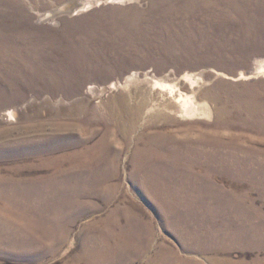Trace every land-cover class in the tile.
<instances>
[{"label": "rangeland", "instance_id": "rangeland-1", "mask_svg": "<svg viewBox=\"0 0 264 264\" xmlns=\"http://www.w3.org/2000/svg\"><path fill=\"white\" fill-rule=\"evenodd\" d=\"M61 7L67 9L58 12ZM0 48L8 52L0 54V177L21 184L28 178L56 179L58 173L67 187H96L95 194L72 200L73 210L55 218L65 242L54 243L48 252L45 227L35 221L44 216L0 210L8 227L17 228L0 232L4 237L18 233L33 241L28 248L0 245V264H159L148 262L153 249L135 259L96 261L86 255L101 251L97 239L102 236L122 248L116 236L122 226L109 233L107 219L128 203L146 215L161 248L198 259L264 264L263 177H230L225 170L210 173L181 161L179 170L207 175L195 185L213 192L183 194L172 208L176 183L166 186L169 202H159L137 180L157 179L163 185L174 164L164 156L175 149L188 156L185 149L168 143L153 152L162 161L149 160L140 172L131 165L137 139L144 141V133L154 131L179 143L186 138L228 142L196 148L235 153L238 159L253 153L264 161V110L256 104L264 108V68H259L264 65V0H0ZM160 84L172 85L174 92ZM179 94L193 101L187 111L181 110ZM222 100L237 102L242 114L223 115ZM27 103V112L15 122L1 115ZM139 103L142 115L125 144L120 124L127 106ZM217 120L227 123L215 126ZM185 126L190 130L178 132ZM73 166L79 172H72ZM107 182L117 188L99 195L100 184ZM7 204L0 199V206ZM187 245L230 250L202 255L186 253ZM20 250L27 252L16 255Z\"/></svg>", "mask_w": 264, "mask_h": 264}, {"label": "bare ground", "instance_id": "bare-ground-1", "mask_svg": "<svg viewBox=\"0 0 264 264\" xmlns=\"http://www.w3.org/2000/svg\"><path fill=\"white\" fill-rule=\"evenodd\" d=\"M91 2V1H90ZM98 2V0H96ZM67 8L61 7L58 9V12H61V10H65ZM0 48V54L7 55L8 52L1 51ZM259 68L263 70L264 65H260ZM12 69V68H9ZM160 87L165 89L168 88L171 93L174 92V87L169 84H160ZM91 90H93V87H90ZM177 101L180 103L181 110L187 111V108H189L193 101L191 97L189 96H182L179 94V97ZM233 105V107H229L228 105ZM258 106L261 107V109L264 110L263 105L256 103ZM30 105V103H27L26 105L22 107H16L12 106L10 108L5 109L1 115H4L7 121L15 122L17 118L20 116V112H27V107ZM222 110L221 113L226 116H230L232 112H235L237 114H242V108L237 104V102H229L228 100H222L221 102ZM124 107L126 108V104H124ZM76 109V107H73ZM144 108V104L139 103L135 107H128L125 110L126 112V118L125 122L120 124L119 131L122 133V138L125 144H130L131 140L128 138L137 128L138 121L140 120V117L142 115V111ZM215 114L217 117H221V114L214 109ZM258 116H260L257 113ZM227 123L226 120H217L215 126H223ZM189 128V129H188ZM187 131L190 130V126H185L182 129H179L178 132L181 131ZM146 136V140L142 141L140 137L135 142V149L132 153L131 157V165L132 167L137 171L140 172L143 165L149 161V160H158L162 161V158H157V155L153 154L154 150H157V147L165 146L168 143L171 145H180L182 146L185 151L188 153L187 155H184L185 153L182 152L180 149H177V151H173V153L169 155H165L164 159L166 161H174L173 164V170H170L165 173L166 177V183L162 185L161 180L157 179H151L148 180L146 177L139 178L137 181L141 185V187H144L148 194L152 195L154 198H156L159 202H162V200L168 201L169 199V191L168 186L170 182L172 184L177 185L178 189L177 191H174V197L172 196L171 200H175L171 207H177L179 199L183 198L186 193H194L197 190V193L201 195H208L212 194V188L204 187V188H198L199 186L195 185L196 182H205L207 175L204 177H198L194 174L193 169L190 171V173L185 172L183 169L179 170V162L185 161L188 162L190 165L198 166L202 165L204 169L208 172L216 173L217 171L225 170L230 172V177H239L243 176H249V177H255V178H264V161L260 160L253 153L251 155H245L243 159H238L235 156V153H228L223 152L221 150L213 149L211 151L209 150H202L199 148H196L197 145H202L204 148L209 146L210 148H218L223 146H230L231 144L225 145L224 143L228 142H215L213 140H197L192 138H186L183 142H180L175 139V141H172L171 137L169 136V139L165 137V135L162 132L154 131L151 133H144ZM150 135V136H148ZM167 140H166V139ZM106 139H102L100 145H105ZM139 144V145H138ZM163 153V152H162ZM221 153V154H220ZM239 166H243L245 168L244 172H240L238 168ZM181 169V168H180ZM72 172H79L78 166H73L71 168ZM55 178L52 177L50 179L48 178H28L23 179L21 181V184L16 180H12V178H3L0 177V199L3 198L6 200L9 205V208L7 205L0 206L1 211H10V212H32L35 215H42L44 216L45 220H35L36 225H43L45 227V231L47 233H42L44 236H46L45 244L48 243V246L45 247L46 251H49V248L53 246L54 243H64V235L61 234L62 231L59 227V222L57 219H60V215L66 214L67 211H71V206L73 201H78L81 198H85L88 196H91L96 193V187L88 186L86 184H80L79 186H76L73 188L72 186L67 187L66 184H60L59 181H64V179H58L61 177L60 174L55 173ZM84 176V175H83ZM87 176V175H86ZM211 177V176H209ZM213 177V176H212ZM134 177L131 176V180H133ZM104 182H102L103 184ZM39 184V187L36 185ZM70 184V183H69ZM100 184V190L101 192L99 195H106V194H112L111 190L115 187V185L108 184V182L103 186ZM72 185V184H71ZM168 185V186H167ZM167 186V187H166ZM185 188V189H183ZM175 189V188H174ZM222 193V192H221ZM184 194V195H183ZM196 194V193H195ZM183 195V197H182ZM163 196H167L166 198H163ZM66 199L65 205L62 203H59V199ZM185 198V197H184ZM182 200V199H180ZM169 202V201H168ZM180 203V202H179ZM183 205V204H182ZM137 205H134L132 203H128L126 205L127 208H121L117 207L116 209H113L111 211L107 221L108 223V231L109 233L116 230L118 227H121V230H124L125 233H122L120 230L119 233L116 235V232L113 235L118 236V242L119 245L122 248L111 246L110 242L111 240H105L102 237L97 239L101 246V251L98 252L96 250V253H87L88 257H93V259H96V261H100L101 259H115V258H130L135 259L138 257H148L149 252L153 249L154 255H151L148 257V262L153 263L154 260L157 261L159 264H244L242 262L240 263H234L230 260H221L217 257L213 258H206L202 257V259H198L193 257L189 254H179L173 249H165L161 248L158 243L155 242L154 236L151 232V228H149L148 221H144L145 216L144 213H141L138 211L139 209L136 207ZM163 209L165 210V206L162 205ZM185 207V206H184ZM127 212L126 216L128 217V221L125 223L121 222V216L124 214V212ZM53 215L52 218L47 217V215ZM58 214V216L56 215ZM21 217H18L20 220ZM56 220V221H54ZM125 224L128 227H124ZM35 226V225H34ZM5 229H17L14 228V226L8 227V225L4 222L3 217H0V232L5 231ZM62 231L60 233H57L58 231ZM6 237H4L3 233H0V245H6L10 244L12 247H22L26 246L27 248L30 247L31 243L33 242L30 238H26V240H23L20 234H7ZM183 238V237H182ZM185 240V239H184ZM187 241H190L191 238H187ZM155 242V243H154ZM239 242V241H236ZM35 245H41V243L35 241ZM45 244H42L44 246ZM238 244V243H236ZM34 245V244H33ZM230 243H228V246ZM105 246L107 249H105ZM230 247V246H229ZM233 247V245H232ZM239 248V247H238ZM52 249V248H51ZM183 249L186 251V253H193L197 252L202 255L207 254H216L219 255L220 253H226L230 249H213L212 247H200V245L195 246H183ZM258 250V249H257ZM30 251V249L28 250ZM18 252V251H16ZM21 255L24 252L27 251H19Z\"/></svg>", "mask_w": 264, "mask_h": 264}]
</instances>
